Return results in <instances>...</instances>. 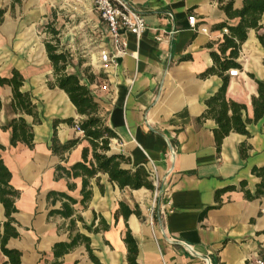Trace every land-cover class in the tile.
<instances>
[{
	"label": "crops",
	"instance_id": "1",
	"mask_svg": "<svg viewBox=\"0 0 264 264\" xmlns=\"http://www.w3.org/2000/svg\"><path fill=\"white\" fill-rule=\"evenodd\" d=\"M124 1L143 17L148 30L139 41L123 34L126 54L116 65L103 66L99 55L108 46V32L100 21L103 31H98L99 46L89 59V72L76 67L74 74L98 101L99 116L116 135L108 155L128 158L123 170L149 171L155 190H120L107 175L97 174L88 181L90 199L82 203V177L67 178L56 168L69 170L81 163L84 151L87 164L92 162L89 143L76 127L60 123L58 144L78 141L77 145L62 155L51 149L55 120L78 123L83 118L63 91L48 87L52 69L38 26L49 7L43 0H0V77L10 78L13 70L21 74V92L29 94L40 121L34 125L32 117L15 113L11 88L0 87V158L11 174L10 185L19 193L11 215L18 237L9 239L6 248L20 254L21 264H52L54 245L68 244L78 234L89 239L99 264H128L123 239L129 231L138 249L137 264H204L205 259L210 264H249L264 257V197L248 201L241 189L243 183L254 195L260 183L252 170L264 166V116L247 125L248 136L229 134L219 151L214 121L202 118L205 102L222 86L217 75L204 76L213 66L211 53L219 55L218 47L228 34L219 26L233 27L238 20H229L218 0ZM241 7L242 0L233 1V10ZM189 17L196 20L194 29ZM259 24L262 29L249 30L240 48L235 60L240 68L231 69L237 76L226 73L225 98L244 105L248 120H253L256 82L264 81V49L257 40V35L264 36V14ZM19 117L32 129L33 149L11 147L10 133L1 130ZM170 146L173 161L168 157ZM64 204L72 210L70 217L56 214ZM119 204L131 211L137 208L139 216L115 218ZM6 221L0 205V225ZM5 261L0 252V264ZM58 262L94 264L82 243Z\"/></svg>",
	"mask_w": 264,
	"mask_h": 264
},
{
	"label": "trees",
	"instance_id": "2",
	"mask_svg": "<svg viewBox=\"0 0 264 264\" xmlns=\"http://www.w3.org/2000/svg\"><path fill=\"white\" fill-rule=\"evenodd\" d=\"M221 3L220 9L224 12L229 20H238L236 26H227L221 24L220 28H225L228 34L224 36L223 42L219 45L217 53H211L213 66L206 71L204 76L217 75L222 79V86L218 92L205 102L206 110L202 118L211 119L214 121L216 128L213 130L216 150L219 151L222 141L231 133L248 136L246 127L249 123H256L264 116V81L256 82L257 96L252 98L253 120L245 118L246 107L225 98L226 87L228 84V77L226 73L231 69H239V65L235 60L239 55V51L243 43L246 41L249 30L259 32L262 28L260 26V19L264 14V0H242V7L240 10H233L234 0H218ZM0 12V16H1ZM55 36L57 33L52 32ZM257 40L264 49V36L257 35ZM44 48L48 61L52 69L53 83H48V87L58 88L63 91L68 100L75 108L78 116L82 117L78 123L73 120L53 122V137L52 152L62 155L65 152L73 149L78 141H70L65 145H59L56 140V127L60 123H65L76 127L83 134V139L87 141L92 150V162L87 164L86 151L83 153V161L72 166L69 170L58 166L56 172L63 174L67 178L82 177V203L87 202L91 197L88 181L93 179L97 174L107 175L110 183L115 184L120 190L129 188L130 190L146 189L154 191L155 188L149 181L150 172L143 167H137L134 170H123L121 165L129 164V159L121 155H108L109 142L116 138L115 133L110 130L104 120L99 116L100 106L95 97L90 93L89 89L80 83V80L75 74L65 73L67 64V56L65 53L59 51L57 44L52 42H44ZM229 55L226 56V53ZM264 65V62H263ZM91 79V77H88ZM24 79L21 74L15 70L11 72L10 78L0 77V87L8 86L11 88V109L19 115L30 116L34 119V125H39L40 121L37 118L36 107L33 105L28 93L21 92ZM1 110V104H0ZM4 132L10 133V146L16 147L18 144L26 146L28 149H33V134L32 129L25 123L22 117L12 119L5 126L1 128ZM244 146L240 147V154H243ZM4 147L0 145V151ZM252 174L260 179V183L256 187L254 195L244 190V184H241V189L244 198L248 201L264 197V166L262 168H254ZM11 174L4 166L0 158V205L4 210L6 222L0 225L2 232H0V252L6 258L3 264H21L20 254L17 251L6 248L7 241L11 238H17L18 233L13 226V219L11 215L16 213L15 200L19 193L10 185ZM71 188V187H70ZM59 197L65 199L69 204H75V201L65 194H58ZM69 204H64L62 211L56 214L62 217H70L72 210ZM121 215L125 221L131 216H139L137 208L131 211L125 205L119 204V209L115 213V218ZM71 226L74 225L72 221ZM107 229V227H104ZM124 245L127 249L128 264H137L136 259L138 255L137 245L132 238L129 231H126ZM82 243L85 245L89 257L94 264H99L92 256L89 249V239L76 235L68 244L54 245L52 252L55 262L52 264H60L58 259L63 255L69 253L76 245Z\"/></svg>",
	"mask_w": 264,
	"mask_h": 264
},
{
	"label": "rangeland",
	"instance_id": "3",
	"mask_svg": "<svg viewBox=\"0 0 264 264\" xmlns=\"http://www.w3.org/2000/svg\"><path fill=\"white\" fill-rule=\"evenodd\" d=\"M43 5L49 8L38 26V36L43 42L57 44L66 54L65 73L74 74L78 67L87 74L89 59L99 46L98 31H103L93 1L43 0Z\"/></svg>",
	"mask_w": 264,
	"mask_h": 264
},
{
	"label": "built area",
	"instance_id": "4",
	"mask_svg": "<svg viewBox=\"0 0 264 264\" xmlns=\"http://www.w3.org/2000/svg\"><path fill=\"white\" fill-rule=\"evenodd\" d=\"M92 1L100 21L106 26L108 32V46L101 51L99 61L103 66H114L116 65L117 59L126 54L127 42L123 34H130L139 41L148 28L145 25L143 17L124 0ZM187 21L190 28L194 29L196 27V20L194 17H189ZM201 32H205V30L202 29ZM226 32V30H223V33ZM170 35H172V33ZM155 40L158 42L162 41L161 37H156ZM237 74V70L228 71V76L231 78L236 77ZM168 157L170 161H173L175 158V151L171 146L169 147ZM182 247L186 252L197 256L191 246L182 244ZM204 264H210L209 260L205 259ZM249 264H264V257L256 258L249 262Z\"/></svg>",
	"mask_w": 264,
	"mask_h": 264
}]
</instances>
